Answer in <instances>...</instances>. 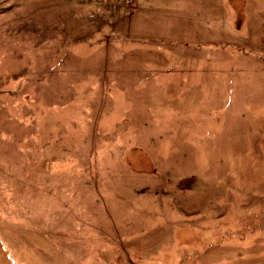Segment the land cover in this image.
<instances>
[{"label": "rangeland", "instance_id": "1", "mask_svg": "<svg viewBox=\"0 0 264 264\" xmlns=\"http://www.w3.org/2000/svg\"><path fill=\"white\" fill-rule=\"evenodd\" d=\"M0 264H264V0H0Z\"/></svg>", "mask_w": 264, "mask_h": 264}]
</instances>
